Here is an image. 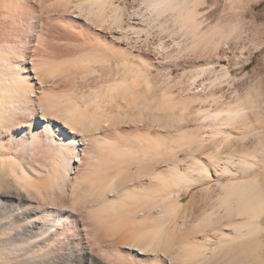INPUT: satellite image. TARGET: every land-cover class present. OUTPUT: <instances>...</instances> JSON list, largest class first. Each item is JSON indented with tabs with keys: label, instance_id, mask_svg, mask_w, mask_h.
Instances as JSON below:
<instances>
[{
	"label": "bare ground",
	"instance_id": "1",
	"mask_svg": "<svg viewBox=\"0 0 264 264\" xmlns=\"http://www.w3.org/2000/svg\"><path fill=\"white\" fill-rule=\"evenodd\" d=\"M206 1L0 0V264H264L261 163L232 150L262 145L255 98L201 66L231 33L202 29ZM163 57L192 91L153 95Z\"/></svg>",
	"mask_w": 264,
	"mask_h": 264
},
{
	"label": "rangeland",
	"instance_id": "2",
	"mask_svg": "<svg viewBox=\"0 0 264 264\" xmlns=\"http://www.w3.org/2000/svg\"><path fill=\"white\" fill-rule=\"evenodd\" d=\"M116 1L119 2V4L122 7H126L128 9H130L131 6L133 5L132 0H116ZM199 8H201L200 13H202L200 16V19H201V25H202L201 27L203 30L216 25L221 30L231 31L229 37L226 38L227 40L226 39L222 40V42H220V44H218L216 49L213 51V54L211 51H208V50H205V52H207V53H205L203 51L200 53V55H201L200 58L203 61V62H201V66L203 65L202 67H207V66L212 64L211 66L216 69L215 71H220L221 69L222 70L226 69L228 72V77L226 79L227 80L226 82H228V85H230L229 86L230 89L231 90L235 89L241 95H245L249 91L250 95L252 96L251 98H253V97L255 98L254 99L255 104H253L254 106H251V108L249 110L250 116L248 117V119H250V125H251L252 129H256V130L262 132V135H263L262 136V145L261 144L256 145L254 138H251V139L249 138V140L248 139L244 140L246 142H244V141L241 142L242 145L240 143L238 144L237 142H236L237 144L234 143L235 146L234 145L233 146L235 148L233 147V149L232 148H230V149L234 150L233 152L236 151L235 154H237L238 151L243 152L246 149L250 148L249 150H247L250 152L253 149V151L257 153V154L255 153L256 154L255 160L257 161L258 164L261 163L260 167H258L259 169L257 168V170H258L257 173H260L261 177L264 180V161H260V160H264V155L261 152V150L259 151V149H262V151H264L263 148H261V147H264V0H233V1L232 0H207ZM202 16H204V17H202ZM229 24H231V25H229ZM228 27H230L231 29ZM131 34H133V33H131ZM133 35L137 36L136 34H133ZM143 37H144L143 34H139V38H137V39H139V41H137V43L135 45L139 48H142V47L146 48L147 47V45L145 43L142 44V42H140ZM151 46L152 45L150 44L149 47H151ZM233 48H235V49H233ZM107 52H109V51H107ZM220 52H221V54H220ZM203 53H205L206 56H204L205 54H203ZM217 53H218V55H217ZM210 54H211V56H209ZM155 55H156L155 53H154V55H151L153 60L157 59V58L154 59V57L157 56V55L156 56ZM126 57L129 59L128 60L126 58L129 63L132 62V65H137V66L142 67L141 66L142 62H140V60H138V58L136 59L130 55H127ZM163 58H165V60H161V64H158V65L155 64V68H152L153 70H152L151 75L154 77L153 78V84H154L153 95L158 96L160 94L161 90L158 89V85H157L159 83L160 79L161 80L164 79L166 81L168 80L167 82L165 81L168 84L170 83V81L172 82L173 85L169 84L170 86L166 85V87L169 88V92L173 93L172 96H175V98L182 96L181 94L185 95L186 91L187 92L192 91L193 89L187 90L188 87L186 88L185 92H183V89L179 90L180 85L183 82H185V83L183 84V86L181 85V88H185L184 85H186L187 80H184V79L185 78L187 79V77L185 76L184 78H180L179 81L176 79V77H179V75L177 76V74L186 72V70L188 71V69H190L189 71L194 70L195 68H197V66L191 64L190 62L189 63L188 62L178 63V64L174 65V62L169 60L170 58H168V57L167 58L163 57ZM159 59H162V58H159ZM166 60L168 62H166ZM208 61H209V63H208ZM164 62H165V64H164ZM161 65H163V66H161ZM164 74H166V76H165L166 78L164 77ZM97 75H98L97 72L94 74L91 73V75H89V77H88L89 78L88 82L90 83L89 86H91L92 84H95L94 86L97 87L100 84L99 78H97L98 80H96V81H99L98 83L95 82V80H93L94 77H98ZM161 75H163V76L161 77ZM168 75H170V76H168ZM155 78H156V80H155ZM174 79H176L177 81H175ZM182 80H184V81H182ZM173 81H174V83H173ZM225 86H227V85H225ZM62 87L63 86H61V88ZM83 88H85V87H83ZM88 88L89 87L87 86L85 89L88 90ZM243 93H245V94H243ZM222 97H224V96H222ZM228 98H229V95H227V98H225V99H228ZM255 105H256V107H255ZM256 109H257V112L259 111L258 113L260 114V115L258 114V117H257V115L255 116V114H253V112H255ZM190 110L193 111L194 108H192V106H190L189 111ZM191 114H192V112L191 113L189 112V115H191ZM187 116L188 115H186V117ZM186 123L184 122V124H180L179 126L177 125V127L186 128V126H188L189 129H192V130L196 129L195 128L196 126L198 127V123L196 121L194 122V120H192V119H189V123H188V121H186ZM193 126H194V128H193ZM121 128H122V130H124V133H132L134 126L133 125L131 126L130 124H127V123H125V124L122 123ZM154 129H155V131H154ZM154 129H153V132H154V134L157 135V132L159 131V129H158V127L156 128V126L154 127ZM194 131H200V129H197ZM201 131H202V129H201ZM233 131L236 132V130H234V129H233ZM257 144H259V143H257ZM237 145H240V147ZM259 146H260V148L255 150V148H258ZM216 149H218V147ZM219 149L221 151L220 147H219ZM257 150H258V152H257ZM224 151H225V148H224V150L221 151L222 153H220L219 151L218 152L223 155ZM253 151H252V153H254ZM260 152H261V156H260ZM258 159H260L259 160L260 162L258 161ZM175 160H177V162H180V163H182L185 160L182 152L177 153V158H175ZM162 163L159 162L157 164L160 166ZM157 164H156V166L158 167ZM133 170H134V168H133ZM144 174L146 175V173H144ZM144 174L140 175L139 176L140 178H138V179L134 178V176H133L132 180L137 179L140 181H144V180L146 181L147 175L145 177ZM143 176H144V179H142ZM221 180H222V182H224L227 180V178L223 177ZM128 182H130V181H128ZM198 188H200V187L195 186L189 192L190 194L189 193L183 194L184 203L193 199L192 203L196 201L197 203L199 202L201 204V205L198 204L199 207L197 206L198 210L195 211L196 213H198V211H200V209H201L200 206L203 207V205L205 203H208L210 201V199L208 197H207V199H209V200H207L205 198V196H204V198L201 197L200 194L195 195L194 196L195 198L194 197L190 198L192 196V192H194ZM195 212H194V214H196ZM262 223L264 225V217H263ZM260 240L264 243V232L260 234ZM94 250L96 252L93 251L92 254L95 256H98V254L100 252L96 249H94ZM97 252H98V254H97ZM260 253H261V255L264 256V246H263L262 250L260 251ZM248 263L252 264L253 262L249 261Z\"/></svg>",
	"mask_w": 264,
	"mask_h": 264
}]
</instances>
